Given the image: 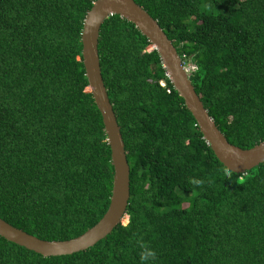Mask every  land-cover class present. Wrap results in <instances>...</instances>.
Instances as JSON below:
<instances>
[{"label":"trees","instance_id":"trees-1","mask_svg":"<svg viewBox=\"0 0 264 264\" xmlns=\"http://www.w3.org/2000/svg\"><path fill=\"white\" fill-rule=\"evenodd\" d=\"M96 1L0 0V218L42 240L82 235L110 205L111 150L82 60ZM134 1L196 67L228 142H264V0ZM98 49L130 166L127 223L59 257L0 237V264H264V163L237 174L218 161L134 24L109 16Z\"/></svg>","mask_w":264,"mask_h":264},{"label":"water","instance_id":"water-1","mask_svg":"<svg viewBox=\"0 0 264 264\" xmlns=\"http://www.w3.org/2000/svg\"><path fill=\"white\" fill-rule=\"evenodd\" d=\"M112 15H119L134 24L158 52L168 78L196 120L203 139L221 164L231 172L244 174L264 163V142L246 150L228 142L196 93L177 49L147 11L134 0H97L87 13L83 25L82 60L89 92L101 113L111 150L114 181L110 205L95 226L66 241L42 240L0 218V237L44 257L68 256L85 251L106 238L128 218L126 211L130 200V166L121 129L103 80L98 49L101 26Z\"/></svg>","mask_w":264,"mask_h":264},{"label":"clouds","instance_id":"clouds-1","mask_svg":"<svg viewBox=\"0 0 264 264\" xmlns=\"http://www.w3.org/2000/svg\"><path fill=\"white\" fill-rule=\"evenodd\" d=\"M154 49V48H153ZM182 61H183V58L181 57ZM184 62V61H183ZM184 65V64H183ZM190 77V76H189ZM199 183V182H197ZM154 256L155 254L151 251V250H148V249H145L143 252H142V259L143 260H148L150 258H153L154 259Z\"/></svg>","mask_w":264,"mask_h":264},{"label":"built area","instance_id":"built-area-1","mask_svg":"<svg viewBox=\"0 0 264 264\" xmlns=\"http://www.w3.org/2000/svg\"><path fill=\"white\" fill-rule=\"evenodd\" d=\"M185 70L187 71L188 75L190 76L191 72L196 70V67L194 65H185L183 62Z\"/></svg>","mask_w":264,"mask_h":264},{"label":"rangeland","instance_id":"rangeland-1","mask_svg":"<svg viewBox=\"0 0 264 264\" xmlns=\"http://www.w3.org/2000/svg\"><path fill=\"white\" fill-rule=\"evenodd\" d=\"M127 223V218H125L124 220H123V224H126Z\"/></svg>","mask_w":264,"mask_h":264}]
</instances>
